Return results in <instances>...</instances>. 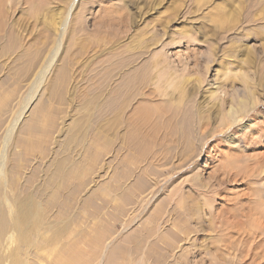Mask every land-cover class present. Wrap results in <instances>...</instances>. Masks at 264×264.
<instances>
[{
	"label": "rangeland",
	"instance_id": "rangeland-1",
	"mask_svg": "<svg viewBox=\"0 0 264 264\" xmlns=\"http://www.w3.org/2000/svg\"><path fill=\"white\" fill-rule=\"evenodd\" d=\"M6 1L0 0V13L7 18L6 30L11 37L19 38L18 52L27 51L34 38L32 32L37 25L42 29L44 17L32 14L29 6L21 3L23 0H16L15 9L8 13L1 5ZM70 14L72 18L78 14V25L73 32L77 42L68 55L69 41L65 38V46L62 42L58 54L60 58L67 54V59H72L67 79L55 77L54 67L60 65L57 57L43 85L33 92L31 77L10 79L12 74L7 70L11 64L0 62V165L5 163L10 181L15 180L20 189L35 196L52 174L51 166L68 156L72 149L70 164L76 171L86 173L82 182L74 177L67 179L71 189L77 187L71 190L75 199L57 196L56 204L60 208L49 210L46 223L55 218L54 211H60L59 221H71V233L64 242L68 241L69 247L80 239L77 244L90 255V264H230L225 261L230 238L247 240V252L250 242L257 238L258 244L254 243L249 252L253 255L249 254L244 264H252L253 259L255 264H264V236L261 237L264 229L259 233L262 212L256 213L257 208L264 207V82H261L264 81V0H73L71 12L64 11L62 21ZM11 46L12 41L0 37L1 49L9 53ZM136 53H143V58L132 65ZM154 57L162 58L161 64L168 63L170 81L176 76L174 69L184 66L191 70L182 74L181 79L199 77L204 81L197 89L193 80L185 91V99L193 101L187 103L192 105V111L198 106L204 111L212 108L208 131L219 125L217 112L222 113V105L228 110L231 97L243 96L241 83L234 82L238 72L247 73L252 86L258 85L253 89L256 88L260 100L259 110L240 117L231 129L217 133L214 140H208V133L199 136L195 132L189 107L180 110L178 120L186 135L194 139V132L200 139L194 156L180 154L185 160L174 156L176 150L172 145L171 154L153 159L152 153L158 152L159 146L148 137L139 142L148 145L146 150L139 151L138 144L131 140L129 147H125L128 150L125 149L124 134L138 119L136 111L144 103L139 88L145 74L142 62H150ZM160 81L154 79L159 85ZM216 83H224L223 93L212 102L206 91L217 87ZM120 85L126 87L130 96L125 113L121 112ZM52 87L55 90L48 93ZM171 90L169 87L168 92ZM144 91L150 93L147 87ZM192 92L195 95L189 98ZM175 96H179L178 90ZM183 102L186 105V100ZM103 123L109 131L112 127L105 137L100 134ZM36 125L51 132L42 141L38 139L37 147H32L35 138L27 137V131L33 132L32 126ZM80 128L86 135L82 131L80 135ZM20 140L26 141L25 147L18 145ZM11 166L16 171H11ZM194 175L199 176L204 187L191 186L189 180ZM64 179L59 189L63 188ZM205 199L202 231L197 235L187 233L186 229L192 230V224L186 218L185 208L203 205ZM104 232L109 236L102 239L98 249L83 244ZM21 234L22 231L12 241L0 240V264H50L51 247L38 249L45 244L44 236L37 232L24 238ZM13 244L18 247L15 252ZM90 257L84 256V260Z\"/></svg>",
	"mask_w": 264,
	"mask_h": 264
},
{
	"label": "bare ground",
	"instance_id": "bare-ground-1",
	"mask_svg": "<svg viewBox=\"0 0 264 264\" xmlns=\"http://www.w3.org/2000/svg\"><path fill=\"white\" fill-rule=\"evenodd\" d=\"M21 3H24L25 4L24 6H29V10L32 12V14H36V15L42 14L43 15L44 20L42 21V29L39 30V25H37V29L32 32V35H34V38L32 40L31 45L28 46V50L26 48L27 51L18 52V45H17L16 41L19 38L16 36H13V37L10 36L8 31L6 30L7 18L5 15L0 13V16H1V19H0V37H6L9 41H12V46L9 49V53H6L3 49L0 48V62H1V64L7 65V66H9L11 64V67L8 68V70H7L8 73L12 74V76L10 75L11 76L10 79L11 78H17V79L23 78L24 79V77H27V76L31 77L32 78V84L30 85V89H31L30 91L34 92L35 90L40 88L41 85H43L42 83H43V80L45 78V75L47 72L50 71L51 66L53 65L55 59L58 57V54L60 52V48H62L61 44H62V42L64 43V39L66 38V40L69 41L68 45H66L68 47V50H69V51H67L68 55L70 54V51L72 50V46L75 44V42H77L74 39L73 32L76 31V26L78 25V21H77V15L78 14L74 18H72V15L70 14L71 16L68 17L69 19L66 18L64 21H62V19H61L64 11L69 10V13L71 12L72 6H73V0H23V2H21ZM1 5L4 8V10L9 13L10 11L15 9L16 0H7L5 3H3ZM53 5H56V6H53ZM51 13H54V14H51ZM66 27H68V28H66ZM84 42H86V41H84ZM80 44L84 45V43H80ZM64 46H65V43H64ZM67 54L64 55L65 57L63 56V58L58 57L57 62H59L60 65L59 66L55 65V67H54V70L57 71V72H55V75H56L55 77L57 79H60V80L65 79L68 76V69H70V64L72 63V59H71V57H69L67 59V57H68ZM142 55H143V53H136L133 61H131L130 64H132V65L136 64L138 62V60L141 59ZM2 57H4V58H2ZM8 61H11L12 63H8ZM148 61H150V62H147V63L145 61L142 62L143 67L142 66L141 67L144 68V66H145V69H144L145 74H144L143 81H141V83H139L140 84L139 88L142 92L141 96H142V99L144 98L143 99L144 103L140 106L139 110L136 111L138 113V115H137L138 119L135 121L134 124H132L130 127H128V131H126V133L124 134V138H123L124 148L126 146L129 147V143L131 140V141H134L138 144V147L136 149H138L139 151H144L148 148V145H142V144H139V142L144 137H148L149 139L156 141L158 143V146H159V149H158L159 151L158 152L154 151V152H156V153L153 152L154 154L152 153L153 159H155L157 155H161V156L165 157V156H168V154H171L172 151L169 149V146L172 145L173 149L176 150V151H173L174 156H179L182 158V160H185V158L182 157L180 154H184V156H189V157L194 156L196 154V151L194 149L196 147L197 142L200 139L196 138V135L194 134V132L192 133L194 139H191L190 137H188L186 135V132L184 131V128L182 127V122L181 121L179 122V120H178V117H179L178 115L180 113V110H183V109H186V107H189L190 114H193V116H194V124L192 125V127L194 126V130H196L195 131L196 133H197V131L199 132V136L201 134L204 135V134L208 133V137H207L208 140L209 139L211 140L213 138L216 139L215 135L217 133L220 132L219 134H221V132L223 133L224 130H226L228 128L231 129L232 126H234V124L236 123V120H238L240 117L248 116L252 112L255 113L259 110L258 105L260 104V100L257 97L256 88L253 89L256 84L254 86L251 85L253 83V81H252V83L249 82L251 80H250V77L245 75L247 73H245L244 75H241L243 73L239 74V72H238L235 74L236 79L234 78L235 79L234 82L236 80H238V82L241 83V86L243 87V90H244L243 96H239V94H235L233 97H231L230 98V100H231L230 104L228 102L230 100L227 101L229 104L228 110H225L224 105H222L224 108L222 113H221V111L217 112V114H218L217 120H220V122H217L219 125L216 126V129L213 128L212 131H208L210 128L209 115L211 113L212 108L208 107L207 108L208 110L204 111L203 110L204 108H200V106H198L197 108L195 107V109H196V110L194 109L195 111L194 110L192 111L190 109L192 107V105L190 107L189 105H187V103H189V102L191 103L193 101L189 100V99H185V91L187 90L188 85H190V83H192L193 80L196 82L195 88H197V89L202 87L204 81L199 77H196L195 79H193L192 77L181 79L180 76H182V74H184L185 72L187 73L188 70H191V69H188L187 66H184L183 68H179V67L175 68L174 67L175 69L174 68L173 69L177 73H176L175 77H172L173 80L170 81V79L168 78V63L161 64L162 58H157V57H154L153 60H148ZM57 62H56V64H57ZM52 69H53V67H52ZM253 71H255V70H253ZM254 76H255V72H254ZM95 77H96V75H95ZM263 77H264V75H263ZM129 78L135 79L133 76L132 77L130 76ZM156 78L162 79V81H160V85L157 82H154V79H156ZM253 78H255V77H253ZM119 81H117V82H119ZM232 82H233V80H232ZM261 82H264V81L261 80ZM216 84H217V87L207 89V91H206L207 94L209 95L210 101H212V102L218 100V98L220 97V92H222V90H223L222 88L224 87V83H221V84L216 83ZM113 86H114V84L112 85V87ZM126 86H127V83H126ZM144 87H147L149 89L150 93H148V92L145 93ZM169 87L172 88L171 92H168ZM256 87H258V85H256ZM128 88L131 89L130 87H128ZM232 88H234V87L232 86ZM258 89L259 88H257V90ZM18 90H20V89H18ZM54 90H55L54 87H52V89L48 88V93H51ZM118 90H120L119 94H122L121 112L125 113L127 107L129 106L130 96L128 95V92H127L125 86L121 88V85H120ZM177 90L179 91L178 97L175 96V92ZM15 92H16V89H15ZM135 92H137V91H135ZM195 92L189 93V98L193 97L195 95ZM111 93H112V91H111ZM116 93H117V91H116ZM129 93H130V91H129ZM94 94H95V92H94ZM112 97H113V95H112ZM177 98H179V99H177ZM117 100H119V98H117ZM185 100H186V105H184L185 103L183 102ZM172 101H173V103H172ZM115 102H116V98H115ZM141 102H143V101H141ZM225 102H226V100H225ZM98 104H99V102H98ZM222 104H225V103H222ZM213 105H215V104H213ZM217 105H219V104H217ZM107 106L105 108H107ZM170 106L172 108L171 109L172 112L169 111ZM219 106L222 107L221 105H219ZM90 107L91 106H89V108ZM193 107H194V105H193ZM211 107H213V106H211ZM216 108L218 109L219 107L216 106ZM98 109H99V107H98ZM104 111H106V109ZM119 111H120V109H119ZM94 113H95V110H94ZM185 113L186 112H184V114ZM90 115L93 116V114H90ZM118 115L121 116L120 113L117 114V116ZM86 118H88V117H86ZM188 118H189V116H188ZM211 119H213V117ZM118 121H120V120H118ZM49 122L51 124H53V119H50ZM255 122H257V121L255 120ZM85 123L87 125V123H89V122L85 121ZM32 127H34L33 128L34 131L33 132H31L32 130L31 131L29 130V132L27 131V135H28L27 137L33 139V136H34L35 140L33 139L32 147H37L40 143V142H38V139L40 138V140L42 141L43 139H45L47 137V135L49 136L48 133L51 132V129L45 128L42 125H41V127L39 125L32 126ZM148 127L150 128V131H149ZM192 127H191V129H192ZM100 130H101L100 134L105 137V135L107 136V134L112 130V127L109 131V127L107 129V124L103 123V126L100 128ZM81 131L82 130L80 128V135L82 132H83V134L85 133L84 131H82V132ZM87 131L88 130H86V133H87ZM159 132H162V134L160 136H158ZM232 133H234V131ZM236 134H238V133H236ZM236 134H234V135H236ZM84 135H86V134H84ZM84 135L82 137H84ZM88 135L89 134H87V136ZM87 136H85V137L87 138ZM246 137H247V135H246ZM158 138H159V140H158ZM102 139H103V137L101 138V140ZM217 139H219V138H217ZM78 140H81V139H78ZM94 140H95V138H94ZM101 140H100V142L99 141L98 142L101 143ZM24 142H26V141L20 140L18 142L19 143L18 145L20 147H22V146L25 147L27 143L24 144ZM83 142H84V140H83ZM102 143H104V139H103ZM94 145H96V144H94ZM139 145L142 146L143 149ZM174 146H176V147H174ZM128 147L125 149L128 150ZM67 150H69V149H67ZM177 150H179V151H177ZM70 151H72L71 148H70ZM70 151H68L69 155L66 154L68 156H65L61 161L59 160L58 163H55L54 165L51 166V167H53L52 174L49 176L48 180L44 183L42 190L40 192L38 191L39 193L38 194L36 193L35 196L32 195L33 193L28 194L27 192H24L25 190L23 188L20 189L18 187L19 185L16 184L15 180L10 181L9 177L11 174H8L9 172H6L7 168L4 165L5 163L3 162L4 164L0 165V240L2 242L12 241L14 238L19 236L20 231H22L21 236H23L24 238H28L29 236L37 234V232H38L39 234L44 236L43 241L45 242V244L39 245L38 249L51 247V251H49V255H50L49 258L51 259L50 264H84V263L90 264V262L92 261L90 255H88L80 247V245L77 244L78 242L81 241L80 239L78 241H76L74 244H71L72 246L70 245L69 247L67 246L69 244V242L68 241H67L68 243L64 242L67 240V237H68L67 235H69L71 233V226L73 225V223H71V221L69 223L68 220L59 221V219H58V215L60 213L59 210H58L59 212L54 211V213H55L54 215H56L55 218L52 221L46 223V220H47L46 215L50 212L49 210L52 207H53V209L54 208L57 209V206H58L56 204L58 201L56 198L57 196L62 195V197H65L67 195V198L70 201H74L73 199H75L72 195V192H71V190L74 187H76V186H74L75 183L73 185L74 187L71 189V182L68 183L67 179L74 177L75 181L82 182L81 180L84 178L83 174L85 175V173H86V171H84L85 169H82L84 172L76 171V169H74L73 165L70 164V159L73 160V158L71 157L73 151L71 152V155H70ZM129 151L131 152L130 148H129ZM202 152H203V150H202ZM236 153H239V152L237 151ZM236 155H238V154H236ZM239 156H241V154H239ZM239 156H237V157H239ZM88 160L89 159L87 157V162H88ZM7 162H9V161H7ZM69 164H70V166H69ZM82 164H84V163H82ZM6 165L8 166V163ZM84 166L82 165L83 168H84ZM85 168H86V166H85ZM196 168H197V166H196ZM8 170H9V168H8ZM10 170L16 171L15 167H13V166L10 167ZM173 171L177 172L175 170H173ZM5 172H6V174H5ZM146 174H148V173H146ZM170 176H172V175H170ZM62 178H65L64 181L65 180L66 181L65 182L63 181V183H62L63 188L59 189V185L62 182V180H61ZM173 183H175V182L173 181ZM189 183L191 184V186L204 187L200 181L199 176H197V175H194V177H192L189 180ZM76 184H79V183H76ZM85 185L86 184H84V186ZM45 186H47V188H44ZM48 186L52 187V189H50V187L48 188ZM81 186L82 185H80L79 187H81ZM12 187L15 189L17 188L20 191L15 192V190H13ZM8 189H10L11 191L8 192ZM48 191H49V193L50 192H52V193H50V195H47V194H49ZM198 191H200V190H198ZM12 192H15L14 195H12L13 194ZM36 192H37V190H36ZM48 199H50V200H48ZM204 201H205V203L203 205L197 206V204L196 205L194 204V205H190V206L185 208L186 214H187L186 218L188 219V221L191 222L192 230H197L198 228H200L198 232L192 231L190 229H186L187 233H194L195 235H197L198 233H200L202 231V227H200V225L202 222V218L204 216V209L207 206V199H205ZM188 204H190V203H188ZM260 206H262V205H260ZM63 207L65 208V206H63ZM259 209L260 208L256 209V213L261 211L262 214H260V215H262L261 219H263L262 220L263 223L261 222L262 228L259 229V231H260L261 229H264V215H263L264 214V207L261 208L262 210H259ZM256 215H259V214H256ZM183 229H184V227L182 228L181 232H184ZM49 233H51V236H49ZM259 233H261V231ZM261 234H262L261 237L264 236V232ZM106 235L109 236V233L108 232L99 233L97 235L92 236L89 240L84 241L83 244L86 245V247L88 246V248H91L92 250H95L96 248L98 249V247H100V245H101L102 239ZM187 236H189V235H187ZM230 239L231 240L228 243V246H226V248H225V252H226L225 254L228 257V259H225V261L229 262L230 264H244L246 262V260H248L247 258L250 256L249 254H251L249 252L252 249V245H254V243H256L257 238H255L252 242H250L251 245L248 248V252L246 250L248 245H249L247 240L244 241V239L243 240H238V239H233V238H230ZM13 243H16V242H13ZM259 243H261V242H259ZM10 244H12V243H10ZM256 244H258V243H256ZM12 246H14L13 250L15 252L18 247L16 244H13ZM263 248H264V244H263ZM123 254H125V253H123ZM252 255H253V253L251 254V256ZM84 256H89L90 260H84ZM255 262H256V260L253 259L252 264H255Z\"/></svg>",
	"mask_w": 264,
	"mask_h": 264
}]
</instances>
